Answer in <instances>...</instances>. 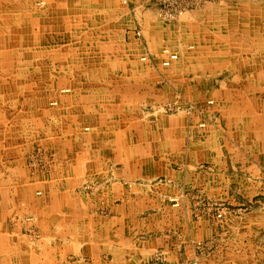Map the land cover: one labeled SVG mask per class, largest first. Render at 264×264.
I'll list each match as a JSON object with an SVG mask.
<instances>
[{
	"label": "crops",
	"instance_id": "crops-1",
	"mask_svg": "<svg viewBox=\"0 0 264 264\" xmlns=\"http://www.w3.org/2000/svg\"><path fill=\"white\" fill-rule=\"evenodd\" d=\"M23 1L31 7L24 9L22 0H14V6L0 0V41H38L35 47L46 49L53 41H108L111 44L117 26L123 24L126 28L128 20L125 13L117 10L116 0H46L48 5L42 8L34 6V0ZM228 8L210 7L206 16L225 14L227 17ZM130 9L134 15L128 14L127 24H135V36L137 30L141 31L139 37H144L143 41L148 44L163 38L157 8L141 5ZM22 20L28 29H21ZM189 21L190 18L186 19L182 28H188ZM263 23L264 18L259 17L253 29L264 28ZM144 26L155 28L154 35H144ZM25 32L27 35L22 36ZM33 53L36 52L33 50ZM142 56L150 59L149 53ZM0 57L4 58V51ZM36 61L31 60L32 66L24 75L20 74L21 69L10 73L0 71V264H154V255L160 252L172 264L191 252L192 241L200 235L197 222H205L206 235L223 237L213 260L206 264L236 263L221 259H226L223 254L228 253V245L243 244L238 242L240 236L229 228L214 231L216 219L211 216L198 219L190 208L197 205L195 192L227 203L232 189L228 181L230 163L215 143L217 135L209 132L205 136L206 132L197 127L201 116L207 120L203 116L206 113L193 119L162 113L151 116L143 111V97L123 96L120 87L119 91L111 90L110 98L105 100L98 87L83 90L60 86L59 96L49 101L51 107L48 97L37 96L40 102L36 107L39 113L34 116L36 124L42 117V109L45 125L52 124L53 120L61 126L90 120L95 127L93 141L98 138L102 146L92 149L86 143L92 136L85 137L76 130L72 135L46 134L41 143L45 153L54 152V156L46 161L44 154L45 161L32 173L28 152H22L14 142V135L6 134L2 126H10L4 118V95L17 92L16 88L6 85L5 78L44 77L43 86L34 85L28 92L54 93V73L48 66L52 59L45 57L42 61L45 66L38 68ZM187 73H171L176 82H165L164 73L145 69L131 70L125 77L141 80V83L133 81L135 89L149 91L150 88L159 96L166 92L174 96L179 92L177 88L189 93L201 86L198 92H203L199 76L194 73L192 77L186 76ZM114 76L123 77L116 73ZM147 78L154 80L150 84ZM63 89L70 91L63 92ZM71 94H76L74 102L63 100V95ZM55 100L58 103L52 105ZM60 100L64 102L61 104ZM58 106L63 111L61 119L52 115V108ZM210 135L212 139L208 138ZM30 147L34 151L35 145ZM184 191L191 193L182 194ZM170 196L177 197L179 207L189 213L186 227L173 229L167 221V228H161L159 223L155 232L146 229L142 223L150 218L167 220L168 211L176 207L169 201ZM151 207L155 208L154 212H150Z\"/></svg>",
	"mask_w": 264,
	"mask_h": 264
},
{
	"label": "rangeland",
	"instance_id": "rangeland-1",
	"mask_svg": "<svg viewBox=\"0 0 264 264\" xmlns=\"http://www.w3.org/2000/svg\"><path fill=\"white\" fill-rule=\"evenodd\" d=\"M4 1L5 5L14 6V0ZM40 1L32 2L39 8L48 5L46 0L45 4H41ZM24 2L23 0L21 2L24 9L31 7ZM19 3L17 1L15 5L18 6ZM105 4L107 5V2ZM114 5L118 11L127 15V23L128 14L134 15L130 12L133 6L146 5L157 8L155 0H128V3L127 0H116ZM227 6L230 7L227 17L225 14L206 16V11L210 7L222 9ZM263 11L264 0H209L201 8L174 19L162 18L158 10L160 32L165 35L163 34L159 41L157 39L149 41L150 44L143 41L144 37H139L141 34H138V30L136 36L134 35L135 24L127 23L126 28L123 24L122 27L117 26L115 39L111 44L108 41H53L54 44L46 49L40 45L36 48L35 45L40 43L38 41H0V53L4 51V58L0 57V61H4V64L0 62V71L10 73L14 69L16 71L21 69L20 74L24 75L32 66L31 60H37L35 64L38 68L45 66L42 61L49 57L52 62H49L48 66L52 67L54 73L52 77L54 93L46 95L28 92L34 85L43 86L44 77L31 79L21 76L4 79L6 85L16 88L17 92L4 95V118L10 126H2V130H5L6 134L14 135L15 144H19L22 152H28L30 157L28 164L31 172L35 173L36 167L45 161L44 154L47 156L46 161L54 156V152L50 155L45 153L46 149L41 143L47 138L46 134L54 137L62 133L72 135L76 130L85 137L92 136L86 141L92 149H99L102 146L98 138L93 141L95 127L90 120L68 126H61L56 123L59 121L53 120L52 124L45 125L43 118L45 110L42 109L40 111L42 117L36 124L34 116L39 113L36 110L40 102L38 97L42 99L48 97L47 103L50 106V99L59 96L57 90L60 86H72L83 90L98 87L101 98L105 100L110 98L111 90L119 91L120 87L123 92L117 94L123 96L138 94L140 98L143 97L141 101L145 105L143 111L151 116L162 113L184 115L193 119L196 115L206 113L203 116L207 120L201 116L197 127L206 132L205 136L209 132L217 135L215 143L228 157L230 163L228 181L232 189L229 190V203L210 199L195 192L197 205L190 208L194 209L193 214L198 219L204 216L216 219L213 223L214 231L229 228L235 231L233 232L235 235L240 236L238 242L243 244L228 245L226 247L228 253L223 254L226 259L221 260L228 263L233 261L264 264V28L253 29L259 17L261 20L264 18ZM188 18H190L188 28H182L184 26L181 25L185 24ZM7 22L6 20V25ZM147 26L143 27L144 35H154L155 28ZM137 27L141 26L137 24ZM21 29H28V24L24 20L21 21ZM22 34L27 35L26 32ZM6 39H9V33H6ZM169 52L176 53L178 59L170 66H165L163 60L167 58ZM146 53H149L150 59L142 60V55ZM141 69L154 71L155 74L164 73L165 82H176L177 78L171 74L176 71L188 72L186 76L191 75L190 77L194 73L199 76L198 79L204 86L203 92H198L201 86L189 93L177 88L179 92L174 96L167 95V92L159 96L150 88L149 91L137 90L132 83L140 79H130L125 75L131 70ZM114 73L123 77L114 76ZM147 80L151 84L154 78ZM62 98L64 101L67 99L74 102L76 94L63 95ZM63 100H60L61 104ZM210 100L213 101L212 104L208 103ZM52 109L53 117L61 119L63 111L59 106ZM81 117L83 119L85 116ZM202 123L204 126H201ZM208 138L212 139V136ZM34 145V151L32 148L31 153L30 146ZM188 193L191 192H182L185 195ZM169 201L176 207L168 211L165 217L167 220L161 222L150 218L148 222L142 223L146 229L155 232L159 223L161 228H167V221L173 229L186 227L189 213H186L183 207H179L180 200L177 197L170 196ZM154 209L151 207L150 212H154ZM219 213H222L221 217L218 216ZM204 223H196L200 235L192 241L194 246L191 252L185 254L179 262L172 264H206L213 260L223 237L218 234L206 235ZM133 225L139 227L138 223ZM153 263L171 264L162 252L154 255Z\"/></svg>",
	"mask_w": 264,
	"mask_h": 264
},
{
	"label": "built area",
	"instance_id": "built-area-1",
	"mask_svg": "<svg viewBox=\"0 0 264 264\" xmlns=\"http://www.w3.org/2000/svg\"><path fill=\"white\" fill-rule=\"evenodd\" d=\"M209 0H155V4L159 10V15L164 19H174L185 15L188 12L195 11L201 8ZM45 0H41V4H45ZM140 35L141 32L139 31ZM147 57L143 56L142 60H146ZM178 59V55L173 52H169L166 59L163 60V65L170 66L174 61ZM63 92L70 91V89H63ZM58 102L52 101V105H56ZM209 104H212L213 101H208ZM204 126V123L201 124ZM219 217L222 216V213L218 214Z\"/></svg>",
	"mask_w": 264,
	"mask_h": 264
}]
</instances>
